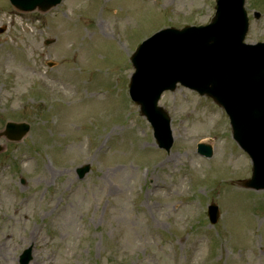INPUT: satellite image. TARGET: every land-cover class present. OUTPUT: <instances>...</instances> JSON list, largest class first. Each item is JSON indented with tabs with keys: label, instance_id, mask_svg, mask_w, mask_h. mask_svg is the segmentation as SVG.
<instances>
[{
	"label": "rangeland",
	"instance_id": "rangeland-1",
	"mask_svg": "<svg viewBox=\"0 0 264 264\" xmlns=\"http://www.w3.org/2000/svg\"><path fill=\"white\" fill-rule=\"evenodd\" d=\"M246 8V41L264 42V0ZM214 14L215 0H64L47 13L0 0V131L31 125L19 143L0 140V264H18L31 246L30 264H264V191L238 183L252 169L228 118L183 89L167 94L175 137L167 154L128 97L141 36ZM107 136L105 153L97 146ZM201 143L213 148L209 162ZM143 164L152 166L141 195ZM211 203L223 210L216 225Z\"/></svg>",
	"mask_w": 264,
	"mask_h": 264
},
{
	"label": "water",
	"instance_id": "water-1",
	"mask_svg": "<svg viewBox=\"0 0 264 264\" xmlns=\"http://www.w3.org/2000/svg\"><path fill=\"white\" fill-rule=\"evenodd\" d=\"M12 3L22 10H34L39 7L41 10H48L57 5L60 0H11ZM217 16L214 22L203 28H188L182 32L169 33L167 49L177 41L175 48L193 52L183 42L188 41V37L197 41L199 46L205 44L203 50L209 54L207 63L209 69L205 71V78L199 74V78L194 75L189 85L194 87L202 95L213 98L218 104L223 105L232 120L235 130V137L243 148L247 149L254 157L256 171L251 181L243 183L246 188L264 189V184H259V176L264 172V153L262 154L255 144L257 141L261 147L264 146V130L258 128L253 122L264 126V47L247 48L242 45V41L247 32V18L245 12L240 8L241 0H217ZM238 13H235V12ZM240 14V16H239ZM173 40V41H172ZM172 48V45L170 46ZM165 53L167 51L164 50ZM142 52L138 59L133 58L134 64L142 65L143 61L153 55ZM194 53V52H193ZM198 60V56L195 57ZM251 59L254 67L249 63ZM137 61V62H136ZM177 64V61L174 62ZM214 69L215 78L210 75V70ZM163 73L155 72L152 80L154 92L152 93L151 107L154 111L149 112L142 109L157 128L161 140L160 145L170 149L172 140L168 144L161 132L163 128H169L170 119L165 111L156 106L161 93L171 86L162 84ZM257 86V87H256ZM29 132V126L25 124H8L4 134L11 141H20ZM162 134V135H161ZM262 150V149H261ZM2 148L0 147V152ZM263 152V151H262ZM87 168L83 171L85 174ZM83 175V174H82ZM212 210L216 208L213 207ZM213 217V212L211 213ZM212 222L217 221L215 215Z\"/></svg>",
	"mask_w": 264,
	"mask_h": 264
}]
</instances>
